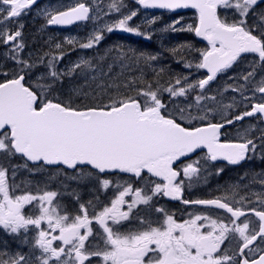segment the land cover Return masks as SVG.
I'll return each mask as SVG.
<instances>
[{
    "label": "snow or ice",
    "instance_id": "6c2138e0",
    "mask_svg": "<svg viewBox=\"0 0 264 264\" xmlns=\"http://www.w3.org/2000/svg\"><path fill=\"white\" fill-rule=\"evenodd\" d=\"M144 7L161 9H180L192 7L199 11V26L189 31L204 37L210 44L209 49L201 52L199 63L186 67L207 69L208 75L193 83L188 82V77H176L174 83L167 87L159 84L156 79V87L153 81L145 78L141 70L138 77H134L124 87L132 88L135 94L124 95L119 92L120 85H111L116 94L109 96L106 103L74 107L71 99L54 102L48 96L57 91V85L63 82L65 77L73 76L77 70L81 72L91 68V60L80 59L73 63L67 70L58 68V62L65 54L61 50V44L56 43L54 48L61 50L59 55L53 51L37 56L34 60L22 59L25 44L22 38L23 24H17V30L10 31L6 26L0 28V43L10 45L7 57L15 61L18 68L10 74L0 73L5 77L0 82V153L7 155L23 154L29 161H43L47 165L58 167L66 166L77 172L72 179L87 180L92 172L83 169L90 168L99 173L119 171L130 173L136 178H141L143 173L157 178H163V183H154L149 189L150 194L142 188L133 189L131 184L117 183L114 185V198L110 200V206H104L101 211H95L89 218L88 208L84 204L79 205L81 214L69 216L66 212L60 215L59 202L53 204L58 193L44 191L42 195L25 193L16 195L13 187L9 185L8 169L0 166V227L8 234H21L23 230L22 244H27V233L30 226L36 231L32 238L33 249L40 250L39 256L21 254L19 252L9 255L0 252V264H85L90 257H102L103 264H264V255L251 261L244 256L245 249L260 238L264 243V211L250 208V212L259 218V227L249 228L248 214L240 207H232L225 202L237 194L238 185H232V194L214 199L183 200L185 205H201L207 208L225 210L230 214L229 223L222 219H213L207 214H189L190 218L182 222L175 219L174 214H168L163 207L154 208L153 197L159 195L174 200L182 199L184 191L183 176L189 181L193 176L197 179L199 168L195 165L199 161L187 164L177 171L173 163L181 157H186L202 147L207 148L209 158L217 160L223 158L230 164H239L245 160L248 153L256 150V143L252 139H245L242 143L221 142V129L226 124H232V119H226L225 123L207 122L203 126H193L191 121H208L209 114L214 110L204 105L206 111L203 115L192 116V108L201 110V102L216 100L215 96L203 94L206 86L213 81L218 73L229 69L241 54H257L258 63L254 62L252 70L244 74L241 79L244 85L236 87L234 91L240 92L242 98L246 85L257 74V67L264 70V0H137ZM37 0H0V25H6L9 21H16L22 14H27L31 6ZM122 3V0H121ZM111 8L117 12L120 9L115 3ZM218 8L233 9L238 19L232 23L222 20L217 13ZM89 8L84 3H77L64 11L48 9L41 10L47 25H70L76 21L89 19ZM133 11L112 24H106L103 29L95 30L86 43L80 44L81 48H93L104 38L103 32L122 30L137 35H145L139 27L129 26V21L136 16ZM252 23H249V20ZM155 23V19L148 21ZM169 25V29L176 31L175 24ZM146 38H150L146 37ZM68 44L74 43V38L67 39ZM181 48L190 47L181 45ZM120 58H127L139 64L141 60L146 66L155 61L157 55L139 53L128 49L124 51L118 46ZM111 51V49L109 50ZM177 52V49H173ZM131 53V56H129ZM49 57L46 61L44 57ZM103 59V57H101ZM43 65L46 69L37 77L33 85L26 86L25 73ZM111 70V66L110 69ZM155 71V70H153ZM164 72L160 69L156 73L159 77ZM183 81V86H181ZM253 92H259L264 99V76L256 82ZM140 85V87H136ZM231 87V86H229ZM200 89L201 94L193 98V104L187 108L177 106V112L168 110L162 101L163 93H168L170 99L183 97L190 91ZM73 92L78 90L73 89ZM59 99V97H55ZM231 108L233 105H226ZM264 117V102L255 103L250 111L234 117V120H243L255 114ZM178 120L180 122H178ZM189 121L185 127L183 122ZM264 142V134L260 137ZM26 166V165H25ZM60 174V173H58ZM15 170H13V177ZM264 184V181H261ZM102 186L107 189L112 181L103 179ZM191 183H189V187ZM132 194L131 202L125 197ZM79 199V197H76ZM241 201L245 197L240 198ZM36 202L35 210L39 215L25 214V206ZM240 201H237L239 203ZM264 204V201H260ZM148 206L145 211L152 210L163 216V219L152 220L145 218L134 209L137 205ZM127 207V211L122 210ZM241 217L243 221L238 223ZM135 219L139 228L128 230L125 233L119 231L122 222ZM47 221L48 229L54 232L59 229V236L51 235L41 227L42 222ZM95 221L102 229L104 250H90L98 245L89 244L86 241L93 235L91 227ZM111 222V226L109 225ZM155 225V226H154ZM208 230L204 231L206 227ZM117 229L114 231L113 229ZM81 229L85 231L82 233ZM239 236L242 246L234 255H228V248H221L226 239ZM59 240L62 246L54 247L53 241ZM65 246H70L67 248ZM251 251V249H249ZM147 257V261L145 260Z\"/></svg>",
    "mask_w": 264,
    "mask_h": 264
},
{
    "label": "flooded vegetation",
    "instance_id": "af4514ba",
    "mask_svg": "<svg viewBox=\"0 0 264 264\" xmlns=\"http://www.w3.org/2000/svg\"><path fill=\"white\" fill-rule=\"evenodd\" d=\"M44 0H41L42 4ZM103 4L107 7H103L100 11L107 12L110 4L121 3V0H102ZM77 3V2H76ZM73 1L71 4H68L64 9L68 7H73ZM91 5V4H90ZM2 6V5H0ZM93 6L92 12L95 13L97 10L96 5ZM261 8H264V4L260 5ZM122 11L133 12L138 10L137 0H122L121 5L118 7ZM218 15L222 20H225L228 23H232L238 17L234 14L233 9H218ZM24 14L19 17L16 22L9 21L6 25H0V28L5 26L10 31L17 30V24L22 20ZM92 17V16H91ZM189 23V22H188ZM249 23H252V20H249ZM73 27L69 32H73ZM60 31L61 30H53ZM22 33H27V29L23 28ZM126 34V32L124 33ZM191 31L188 28L183 32L185 39L189 38ZM134 33H129V40L125 41L127 43H139L140 38H135ZM125 36L118 37V42H123ZM10 45H5L0 43V73H9L10 75L7 78H12V73L17 69V66L14 65H5L3 64L7 61V53ZM28 50V49H27ZM254 62L258 63V56L251 54L241 58L233 67L227 72H231V78L224 76L220 79L221 81L216 86H220L224 91H232L239 93L233 96V99H226L223 92H220L216 95V100L214 101V106L207 107L212 108L215 113V117H210L211 120L198 122L191 121L194 126L203 125L207 122L212 123H225L226 119H232V124H226L225 127L221 130V142H233V143H242L245 139H252L257 147L254 152H249L245 160L241 161L239 164H229L227 161L219 160L212 161L209 158V154L206 150H197L193 152L189 157L176 162L173 167L180 171L182 166L193 163V161H199L195 166L199 168V173L197 179L196 176L189 179L183 176L178 177L179 180H184V191L182 193V199L174 200L169 197L155 196L151 202L154 205V208L163 207L165 211L172 215L174 214L177 221L182 222L185 219H189V214H207L213 219L220 220L222 219L224 223L232 225L229 223L230 214L226 213L225 210H219L213 208H207L206 206L201 205H185L183 200H196V199H214L222 197L224 195L231 196L232 185H238L237 194L225 202L230 203L232 207H240L243 211L248 214L249 228L259 227V218L252 214L249 210L250 208H256L257 211H264V204H261L260 201H264V184L261 181H264V142L261 141L260 137L264 134V124L261 122L262 119L259 116H250L244 117L243 120H234V117L243 114L246 111L251 110V106L255 103L264 102V99H256V101H251L248 97V93H254L253 88L256 86V81L264 76V70H261L257 67V74L254 80L248 83L245 87L246 90L243 91V97L240 92L234 91L236 87L244 85L245 82L241 79L244 74L252 70V65ZM27 72L25 73V75ZM226 74V73H225ZM196 76V75H195ZM195 76H187L188 82H195ZM176 77H184V75L176 74L172 78V83ZM202 75H199V79H202ZM5 77L0 75V82H3ZM29 76L26 75V84H29ZM73 81H70V85ZM59 85H57V89ZM72 86V85H71ZM181 86H183V81ZM215 86V87H216ZM231 86V87H229ZM57 93V91H56ZM246 93V95H245ZM205 95V92H203ZM247 96V97H246ZM48 98H51L49 96ZM248 98V99H247ZM208 103V101L202 102ZM168 107V110L176 114L177 106L183 108V106L178 105L176 101H168L165 103ZM226 105H233L231 108H225ZM197 109L192 108V116L203 115L206 110L203 112L197 111ZM179 121V120H178ZM186 122H189L185 120ZM183 122L187 124L186 122ZM26 165V166H25ZM0 166L8 169V180L9 185L13 187V191L16 195H23L25 193H31L33 195H42L44 191H55L58 193L57 197L54 198L53 204L56 205L59 202L61 207L58 209L60 215H64L65 212L71 217L74 215L81 214L79 211V205L84 204L88 208L89 218L93 215V207L88 205V202L91 201L92 205L95 207V211H101L104 206H110V200L114 198L115 188L114 185L117 183H127L131 184L133 189L142 188L146 193L150 194L149 189L154 186V183H163V178H157L147 174L146 172L142 174L141 178H136L135 176L121 175L117 173H99L91 170L90 168H85L83 171L92 172V176L87 180L72 179V177L77 175L76 171H69L61 167H45L39 165L34 167L29 165V163L21 156L7 155L6 153H0ZM31 168H38L39 174L30 177ZM13 170H15V176L13 177ZM60 173V174H58ZM38 177V180L35 178ZM103 179H109L112 181V184L105 189L101 181ZM63 180H67V183H61ZM189 183L191 186L189 187ZM79 197L77 199L76 197ZM245 197V200L241 201V197ZM128 202L132 200V194H129L125 197ZM237 201H240L237 203ZM36 202L34 201L32 205L25 206V214H31L33 217L39 215V212L35 210ZM148 206L137 205V208L133 211V216L136 212L139 211L141 216L145 218H151L152 220L163 219V216L154 211V208L149 211H145ZM122 210L127 211L125 206ZM245 217H241L238 223L243 221ZM111 226V222H109ZM155 226V225H154ZM41 227L46 231H50L51 235L59 236V229H56L52 232L48 229L47 221L42 222ZM91 227L93 228V235L89 237V240L86 241V247L89 244L98 245V248L93 247L90 250H104V243L102 240V229L100 226L93 221ZM139 228L138 221L131 219L129 221L122 222L119 227V231L122 233L127 232L128 230H136ZM116 231L117 229H113ZM207 231V225L203 229ZM85 230L81 229L83 233ZM36 235V231L33 227L30 226L27 233L28 243L22 244L21 240L23 238V230L21 234H8L2 227H0V252H6L9 255L19 252L21 254H31L33 256H39L40 250L38 248L33 249L32 245L34 240L32 239ZM236 238L232 239L230 236L229 239H226L221 245V248H228V255H234L238 252V248L242 246V243L239 241L238 234H235ZM54 247L62 246V242L59 240L53 241ZM66 250L70 246H65ZM251 249V251L249 250ZM249 249H245L244 256L250 261L252 259H259L260 255H264V243H261L260 238H257V241H254L252 245L249 246ZM147 257L145 260L147 261ZM35 264V261H33ZM85 264H89V261H85ZM90 264H103L102 257H90Z\"/></svg>",
    "mask_w": 264,
    "mask_h": 264
},
{
    "label": "rangeland",
    "instance_id": "374dc122",
    "mask_svg": "<svg viewBox=\"0 0 264 264\" xmlns=\"http://www.w3.org/2000/svg\"><path fill=\"white\" fill-rule=\"evenodd\" d=\"M73 1V4H77L78 2H81L82 0H48L46 3L42 4L37 8V10L29 12L26 14L23 19L18 22L23 24V28L27 29V33L23 34L22 33V38L23 42L25 44V47L20 54V57L22 59H29L30 54H31V59H35L37 56H43L44 53L53 51L56 55L60 54V51L62 50L65 54L63 55V58L59 60L58 62V68L61 70H67L68 67H70L73 63L79 61L80 59H89L91 56L96 53L99 54L102 50L103 51H109L113 47V43L118 39L114 36L115 33H118V30H114L113 32L109 33L107 31L103 32V39L100 41V43L93 48H81L79 45L86 43L88 40V37L97 29H103L106 24H112L115 21L123 18V16L128 15L130 13H121L120 11L117 12L115 9L111 8L109 6L108 11L104 13V16L108 17L106 20H101V9L104 7H107L103 4L102 0H93L94 4L96 5V8L98 9L95 14L93 19L91 20V23L88 26H82L79 28H75L73 32H55L52 31L47 27L46 23V17L41 14V10L43 9H48L51 12H55L58 10H62V8L66 7L68 4H71ZM77 2V3H76ZM74 6V5H73ZM160 15V16H158ZM190 18V15L187 17ZM155 19V23L149 24L148 21ZM185 18H179L178 20H184ZM176 19H174V22ZM129 26L131 27H139L140 32H143L145 35H135V38H141L143 41H152V40H157L161 42L163 49H164V58L167 59V63H181V62H186V64L191 63L192 65L196 64V61H194L192 58H187V53L182 52L178 50L176 47H172L175 45L173 36L168 33V31H171L169 29V25H171L170 22H167V19L161 15V14H153V16L150 15H145L141 16L140 14H136L132 18L131 21L128 22ZM150 38H146L149 37ZM74 38V43L73 44H68L67 39H72ZM125 40L121 42L120 44L125 45L127 47H130V43H127L125 41L129 40V34L126 35ZM107 39H110L109 42H113L109 44L107 47H103L104 43L107 41ZM56 43L61 44V50H56L54 48V45ZM28 49V50H27ZM173 49H177V52H173ZM9 51V49H8ZM49 57H44L45 61ZM116 61V60H115ZM114 61V62H115ZM5 65H14L17 66L15 61L11 60L10 58L7 59V61L3 64L2 67ZM111 69H115L116 71L114 72H109L107 71L106 77L108 79L113 78V76H119L123 73H125V65H123L120 61L117 62L116 65L113 63L110 65ZM93 68V67H91ZM187 75L189 76H195V73L197 72V68L194 66L189 68L187 67ZM108 69V67H107ZM91 70V69H90ZM128 70V69H127ZM46 71L45 67L43 65H40L36 67L35 69L31 70L30 73H27L29 76V84L33 85L37 81V77ZM40 72V73H39ZM90 74H93V71L90 72ZM100 76V75H98ZM126 76V75H125ZM124 76V77H125ZM72 77V76H71ZM71 77H65L63 79V82L61 84H58L59 88L62 86H67L70 84V78ZM74 78V75H73ZM130 79V78H128ZM156 85L153 84V88H155ZM73 89L78 90L76 85H72ZM73 89L67 90L70 95L73 96ZM164 95H169L168 93H163L161 96V99H163ZM53 97H59L60 99V94L56 93L53 95ZM188 105V104H187ZM186 105V107H187ZM30 177L35 176V174H39V171H34L30 170L29 172ZM35 180H38V177L35 178ZM61 183L65 184L67 183V180H63Z\"/></svg>",
    "mask_w": 264,
    "mask_h": 264
},
{
    "label": "trees",
    "instance_id": "16d2710c",
    "mask_svg": "<svg viewBox=\"0 0 264 264\" xmlns=\"http://www.w3.org/2000/svg\"><path fill=\"white\" fill-rule=\"evenodd\" d=\"M181 45L190 47L181 48ZM118 46L121 45H113V47H115V51H113V53L107 52L102 54L103 59H101L100 61H96L95 59L91 61V63L95 67H99V69H101L100 74H98L96 68L93 70V74H90L91 70L89 68L84 69L82 72L80 70L76 72L73 83H71V85H76V87L78 88V93H73V96L69 94L67 90L73 89L70 84L58 88L57 93L60 94L59 100L67 101L71 99L74 107H83L85 105L91 106L98 103H106L109 96L115 95L117 91L115 88L110 87L111 85H120L119 92L124 95H134L135 91L131 87L127 89L124 87L125 84L129 83V81H127L128 79L126 80V77L121 75L113 76V78L110 79L106 77L107 74L105 73V66L108 62L112 61L111 59L115 54H118L119 56V51L117 50ZM122 47L124 48L125 52L128 51L127 47L125 48V46L123 45ZM133 47L134 48L132 49L135 50L137 55L143 52L147 54L157 55L158 58L155 61L150 62V66H146L142 60L139 64H136L135 62H133V60L120 58L121 62L127 66L128 70H130V73L127 76L131 78L138 77L141 70H143V72L145 73V78L149 81H153V84H156V79H159V83L165 84L171 81L174 75L179 74L182 69V65L180 63H167V59L164 58V49L161 46L154 45L153 47L141 43L139 46ZM172 47H176L178 50L186 52L187 56L192 58L194 46L189 45V43H175V45H173ZM129 56H131V53H129ZM160 69H164V72L159 77H157L156 73L159 72ZM136 87H140V85H137ZM55 94L56 92L53 95Z\"/></svg>",
    "mask_w": 264,
    "mask_h": 264
},
{
    "label": "water",
    "instance_id": "95a60500",
    "mask_svg": "<svg viewBox=\"0 0 264 264\" xmlns=\"http://www.w3.org/2000/svg\"><path fill=\"white\" fill-rule=\"evenodd\" d=\"M143 6V5H142ZM144 7V6H143ZM146 8V7H145ZM147 8H151V9H154V8H152V7H147ZM189 8H192V7H188V8H180V9H175V10H184V9H189ZM156 9H161V8H156ZM195 9V8H194ZM168 10H170V9H168ZM77 22H79V21H76V22H73L72 24H75V23H77ZM72 24H70V25H54V26H57V27H70ZM199 26V25H198ZM197 37L201 40V41H205V42H207L208 44H209V42L204 38V37H202V36H198L197 35ZM210 45V44H209ZM211 47V46H210ZM241 55H243V54H241ZM206 71H207V73H208V70L207 69H205ZM209 74V73H208ZM202 148H206V147H202ZM23 155V154H22ZM27 158V157H26ZM31 163H33V164H35V163H39V162H41V161H30ZM119 172V171H118ZM121 173H123V172H121ZM127 174H130V173H127Z\"/></svg>",
    "mask_w": 264,
    "mask_h": 264
}]
</instances>
